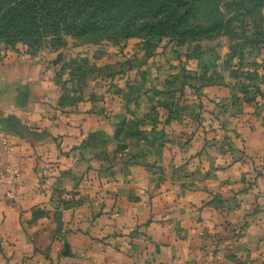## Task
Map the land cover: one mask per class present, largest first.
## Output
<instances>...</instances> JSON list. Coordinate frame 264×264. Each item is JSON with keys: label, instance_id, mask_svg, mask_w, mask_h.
<instances>
[{"label": "crops", "instance_id": "1", "mask_svg": "<svg viewBox=\"0 0 264 264\" xmlns=\"http://www.w3.org/2000/svg\"><path fill=\"white\" fill-rule=\"evenodd\" d=\"M40 59L0 51V264H264V102L149 123L148 89L63 103Z\"/></svg>", "mask_w": 264, "mask_h": 264}, {"label": "rangeland", "instance_id": "2", "mask_svg": "<svg viewBox=\"0 0 264 264\" xmlns=\"http://www.w3.org/2000/svg\"><path fill=\"white\" fill-rule=\"evenodd\" d=\"M200 8L193 22L206 30L183 42L172 34L110 39L62 32L38 40L0 38V51L42 58L63 90V103L84 92L104 98L119 90L136 95L144 87L155 98L144 114L149 123H186L190 114L200 123L208 117L232 122L227 114L237 116L238 107L226 102L228 91L253 105L264 102V0H202ZM142 62L152 66L140 87L133 75Z\"/></svg>", "mask_w": 264, "mask_h": 264}, {"label": "trees", "instance_id": "3", "mask_svg": "<svg viewBox=\"0 0 264 264\" xmlns=\"http://www.w3.org/2000/svg\"><path fill=\"white\" fill-rule=\"evenodd\" d=\"M201 1L0 0V38L38 40L66 32L112 39L145 33L172 34L183 42L206 30L193 22L201 15Z\"/></svg>", "mask_w": 264, "mask_h": 264}, {"label": "built area", "instance_id": "4", "mask_svg": "<svg viewBox=\"0 0 264 264\" xmlns=\"http://www.w3.org/2000/svg\"><path fill=\"white\" fill-rule=\"evenodd\" d=\"M5 144H6V151H10L13 146L12 145H8V142L6 140H4ZM21 178V173L12 168L9 164L4 163L2 160H0V183H12L13 184V188H8L6 190V196L11 198L15 196L16 193V184L17 181Z\"/></svg>", "mask_w": 264, "mask_h": 264}]
</instances>
